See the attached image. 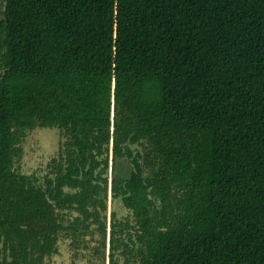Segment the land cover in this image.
Returning <instances> with one entry per match:
<instances>
[{
  "label": "trees",
  "instance_id": "1",
  "mask_svg": "<svg viewBox=\"0 0 264 264\" xmlns=\"http://www.w3.org/2000/svg\"><path fill=\"white\" fill-rule=\"evenodd\" d=\"M109 191V264H264V0H1L0 264L105 258Z\"/></svg>",
  "mask_w": 264,
  "mask_h": 264
},
{
  "label": "rangeland",
  "instance_id": "2",
  "mask_svg": "<svg viewBox=\"0 0 264 264\" xmlns=\"http://www.w3.org/2000/svg\"><path fill=\"white\" fill-rule=\"evenodd\" d=\"M61 134H63V132L58 127H38L29 131L26 139L22 142L23 155L15 162V167L22 173H33L43 179L44 176L49 173L50 167L53 165V158L55 157V160H57L59 157V148L62 141V137H60ZM133 147L136 150H141L140 145H134ZM109 158L111 164V151ZM112 210L116 211L118 218H125L128 216L130 217V220H133L132 211L122 204L120 198L112 200L109 191L106 210L107 237L105 258L95 253L92 249V247L97 245L101 239V234L94 231L95 224H93L91 226L92 230L86 235H83L85 238H81L82 245L79 246V248L73 246L72 237L67 236V234L63 232L58 240V252L45 257L47 264H109L108 240L110 230V214ZM63 213L67 219L65 224L78 215L77 212L73 210H65ZM102 213L104 214V212Z\"/></svg>",
  "mask_w": 264,
  "mask_h": 264
},
{
  "label": "water",
  "instance_id": "3",
  "mask_svg": "<svg viewBox=\"0 0 264 264\" xmlns=\"http://www.w3.org/2000/svg\"><path fill=\"white\" fill-rule=\"evenodd\" d=\"M0 3H1V0H0Z\"/></svg>",
  "mask_w": 264,
  "mask_h": 264
}]
</instances>
